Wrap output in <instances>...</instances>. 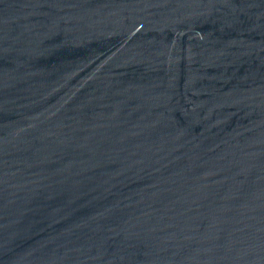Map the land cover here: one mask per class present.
<instances>
[{"label":"water","instance_id":"water-1","mask_svg":"<svg viewBox=\"0 0 264 264\" xmlns=\"http://www.w3.org/2000/svg\"><path fill=\"white\" fill-rule=\"evenodd\" d=\"M0 264H264V0H0Z\"/></svg>","mask_w":264,"mask_h":264}]
</instances>
